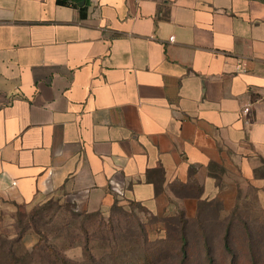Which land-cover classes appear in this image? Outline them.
Segmentation results:
<instances>
[{"label":"crops","instance_id":"1","mask_svg":"<svg viewBox=\"0 0 264 264\" xmlns=\"http://www.w3.org/2000/svg\"><path fill=\"white\" fill-rule=\"evenodd\" d=\"M66 1L0 0V211L264 208V0Z\"/></svg>","mask_w":264,"mask_h":264},{"label":"rangeland","instance_id":"2","mask_svg":"<svg viewBox=\"0 0 264 264\" xmlns=\"http://www.w3.org/2000/svg\"><path fill=\"white\" fill-rule=\"evenodd\" d=\"M200 206L172 215L130 200L103 211L62 197L11 202L0 211V264H264L263 207Z\"/></svg>","mask_w":264,"mask_h":264},{"label":"built area","instance_id":"3","mask_svg":"<svg viewBox=\"0 0 264 264\" xmlns=\"http://www.w3.org/2000/svg\"><path fill=\"white\" fill-rule=\"evenodd\" d=\"M174 39V36H171L170 40H173ZM239 68H242V65H238ZM249 111V106H246L243 110L244 113H247Z\"/></svg>","mask_w":264,"mask_h":264},{"label":"trees","instance_id":"4","mask_svg":"<svg viewBox=\"0 0 264 264\" xmlns=\"http://www.w3.org/2000/svg\"><path fill=\"white\" fill-rule=\"evenodd\" d=\"M60 3H66V0H58ZM226 245H228V237H225Z\"/></svg>","mask_w":264,"mask_h":264}]
</instances>
